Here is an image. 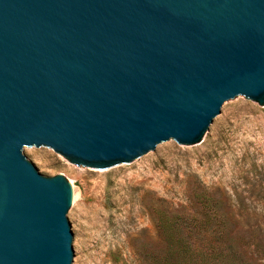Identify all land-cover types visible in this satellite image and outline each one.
<instances>
[{
    "label": "water",
    "instance_id": "water-1",
    "mask_svg": "<svg viewBox=\"0 0 264 264\" xmlns=\"http://www.w3.org/2000/svg\"><path fill=\"white\" fill-rule=\"evenodd\" d=\"M264 108V0H0V264H78L82 171L197 148L224 111Z\"/></svg>",
    "mask_w": 264,
    "mask_h": 264
},
{
    "label": "rangeland",
    "instance_id": "rangeland-1",
    "mask_svg": "<svg viewBox=\"0 0 264 264\" xmlns=\"http://www.w3.org/2000/svg\"><path fill=\"white\" fill-rule=\"evenodd\" d=\"M224 114L197 148L172 142L123 170L82 171L54 151L26 150L42 175L72 185L78 264H169L168 242L218 252L200 234L216 212L233 263L264 264V108L243 98Z\"/></svg>",
    "mask_w": 264,
    "mask_h": 264
},
{
    "label": "trees",
    "instance_id": "trees-1",
    "mask_svg": "<svg viewBox=\"0 0 264 264\" xmlns=\"http://www.w3.org/2000/svg\"><path fill=\"white\" fill-rule=\"evenodd\" d=\"M213 227L210 233L207 231H202L200 233L204 236V239L210 238L216 242V245L212 247L213 251L218 252H187V246L183 245L179 248L172 244L167 246V258L169 264H237L233 263L236 259L234 254H230V247L226 246L223 234L225 233V221L224 214H219V212L214 213L211 216V224ZM224 228V229H223ZM189 247V246H188ZM226 249L227 252H224ZM142 252H147L143 248Z\"/></svg>",
    "mask_w": 264,
    "mask_h": 264
}]
</instances>
